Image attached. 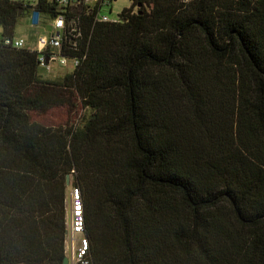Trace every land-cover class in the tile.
Listing matches in <instances>:
<instances>
[{"label":"trees","instance_id":"16d2710c","mask_svg":"<svg viewBox=\"0 0 264 264\" xmlns=\"http://www.w3.org/2000/svg\"><path fill=\"white\" fill-rule=\"evenodd\" d=\"M22 14L0 0V264H62L66 176L90 264H264V0L89 16L87 58L52 80L2 44Z\"/></svg>","mask_w":264,"mask_h":264},{"label":"built area","instance_id":"2783aa9c","mask_svg":"<svg viewBox=\"0 0 264 264\" xmlns=\"http://www.w3.org/2000/svg\"><path fill=\"white\" fill-rule=\"evenodd\" d=\"M21 5L24 15H30V27L35 33V48L28 45L27 38L12 35L2 37V44L15 50H26L36 57L39 70L51 73L54 69L65 72L77 68L86 58L89 42L84 35V19L92 16L94 22L119 23L121 12L110 17L113 4L118 0H12ZM132 4V0H129ZM193 0H181L190 3ZM130 4V6H131ZM129 6V7H130ZM138 7L134 8V11ZM66 208V231L64 249L69 264H90L89 239L85 233L83 201L79 188L70 186ZM69 254H68V253Z\"/></svg>","mask_w":264,"mask_h":264},{"label":"rangeland","instance_id":"374dc122","mask_svg":"<svg viewBox=\"0 0 264 264\" xmlns=\"http://www.w3.org/2000/svg\"><path fill=\"white\" fill-rule=\"evenodd\" d=\"M130 4L131 3L129 0H118L117 2L113 4L114 6L113 11H112L113 13L110 14L107 11H105V13L109 15L110 17H112L113 15L116 14V12H120L122 9L129 7ZM30 15L31 13H28L24 15L23 17H20L16 25L15 35L18 37L27 38L28 45L32 48H35L36 46L35 39L33 38V36L31 37V39L29 37L31 33H35L36 31L35 29L29 26L30 25ZM39 73L43 76L44 79L52 80V79L60 78L67 72H65L63 69H54L52 70L51 73H45V71L41 69L39 70ZM83 114H84V110L81 108L80 105H78L75 110L68 109V108H55L42 115L32 113L30 116L33 121H36L44 126L57 127V126H64L66 124H71L73 122H80L81 119L83 118ZM71 184H72V177H70L69 187L72 186ZM68 193H69V189H68L67 197H66V208H68V201H67Z\"/></svg>","mask_w":264,"mask_h":264},{"label":"water","instance_id":"95a60500","mask_svg":"<svg viewBox=\"0 0 264 264\" xmlns=\"http://www.w3.org/2000/svg\"><path fill=\"white\" fill-rule=\"evenodd\" d=\"M65 181H66V187H69V185H70L69 176H66V180ZM62 264H69V259L66 256L63 258Z\"/></svg>","mask_w":264,"mask_h":264}]
</instances>
